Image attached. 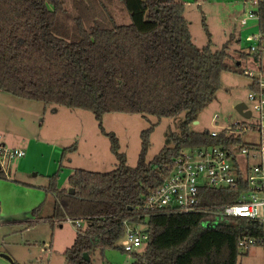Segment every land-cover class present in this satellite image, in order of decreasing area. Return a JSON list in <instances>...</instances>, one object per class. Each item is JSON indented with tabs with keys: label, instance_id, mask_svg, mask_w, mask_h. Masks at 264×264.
<instances>
[{
	"label": "trees",
	"instance_id": "obj_1",
	"mask_svg": "<svg viewBox=\"0 0 264 264\" xmlns=\"http://www.w3.org/2000/svg\"><path fill=\"white\" fill-rule=\"evenodd\" d=\"M118 1L129 16L128 24H117L103 3H94L100 17L89 23L68 15L63 0H0V90L26 100L90 111L117 160L109 172L73 170L66 189L57 187L58 173L47 177L43 189L54 198L47 219L51 228L66 218L89 219L85 230L76 231L72 245L63 252L65 264H92L90 255L108 249L124 252L116 242L127 224L145 225L148 237L140 252L129 253L131 264H237L242 254L239 241L262 237L256 221L216 215L236 201L239 189H200L198 208L192 213L143 209L182 150L257 145L244 142L240 132L212 137L207 129L190 128L197 114L215 99L221 74L244 72L240 64L228 62L231 36L220 50L213 51L202 17L208 42L198 49L182 1ZM257 13L258 31L264 36V0H257ZM240 56L261 60L259 54L245 51ZM248 87L256 89L253 80ZM106 113L158 120L183 113L184 119L178 133L169 136L170 145L149 162L145 153L152 126L143 131L137 164L129 167L116 135L102 126ZM238 125L255 128L245 120ZM75 150L74 143L62 154ZM0 179H8L3 170ZM38 208L32 213L36 215Z\"/></svg>",
	"mask_w": 264,
	"mask_h": 264
},
{
	"label": "rangeland",
	"instance_id": "obj_2",
	"mask_svg": "<svg viewBox=\"0 0 264 264\" xmlns=\"http://www.w3.org/2000/svg\"><path fill=\"white\" fill-rule=\"evenodd\" d=\"M71 17H81L85 21L99 19L94 3H103L117 24H128L129 16L118 0H63ZM256 0H187L184 16L188 22L194 45L201 49L208 42L203 29L202 17L210 33L211 48L220 50L229 40V63L240 64L243 73L223 72L220 88L213 102L206 105L191 124V130L219 132L235 121L243 118L235 110L238 102L245 103L251 111L248 123L256 124L258 117L248 99V84L251 72L257 76L260 67L264 70V59L254 60L251 56L241 57L246 51L245 38L257 33V22L249 20L246 25L239 23L249 10L256 9ZM82 24L87 27L88 23ZM239 39V42L236 40ZM264 72V71H263ZM264 74V73H263ZM216 117V119H214ZM184 119L181 113L174 118L154 116L146 118L139 114L106 113L101 123L105 131L116 135L120 152L125 155V163L135 167L141 151V133L152 126L145 160L153 157L168 143L171 133H178V125ZM0 134L6 146L24 151L25 155L14 159L2 167L8 180L21 188L31 191L30 195L0 188V259L8 256L12 262L6 264H65L63 252L69 248L75 237V226L69 222L55 224L52 229L47 222L52 215L54 198L46 194L44 187L48 176L58 173L57 187L68 188V176L75 169L93 172H109L116 168L117 160L110 151L109 139L100 133L98 122L90 111L68 109L60 105L44 104L15 97L0 90ZM241 138L247 143H264L255 129H244ZM76 144V150L63 153V149ZM0 179V183H5ZM29 184V188L19 183ZM42 187V188H41ZM47 197H46V196ZM41 200L38 203V199ZM45 198V200H44ZM43 200V202H42ZM36 205L27 209L29 204ZM39 206L35 214L33 209ZM17 209V210H16ZM32 223L33 221H36ZM9 222L7 224L2 221ZM20 223H12L13 221ZM143 229V227H140ZM122 239L116 242L120 247ZM141 250H137L140 252ZM237 264H264V245H254L241 249ZM92 264H131L129 253L119 249H108L103 253L90 255Z\"/></svg>",
	"mask_w": 264,
	"mask_h": 264
},
{
	"label": "built area",
	"instance_id": "obj_3",
	"mask_svg": "<svg viewBox=\"0 0 264 264\" xmlns=\"http://www.w3.org/2000/svg\"><path fill=\"white\" fill-rule=\"evenodd\" d=\"M255 3V10L243 14L239 21L241 25H246L249 20L258 22L257 0ZM245 42L247 44L245 52L251 55L259 54L260 58L264 59V36L259 31L248 34ZM249 75L256 89L249 90L247 97L258 117V122L252 125L262 136L264 134V74L259 71L257 76L251 72ZM243 120L247 121V119ZM238 124L239 121H235L219 132L210 131V135L217 137L222 132L229 135L241 133L244 129L250 130L248 125L239 127ZM24 155V151L7 147L2 143L0 134V170L5 164ZM243 187L244 190H241ZM202 188L239 189L240 193L236 201L223 206L216 215L245 217L256 221L262 227L261 238L249 237L239 241L241 249H249L257 243L264 244V143L234 150H227L220 145L182 150L174 158L167 179L147 197L143 209L195 212L198 208L199 191ZM88 221L87 218L65 219V222L72 223L79 233L85 230ZM147 238L145 225L127 224L120 247L126 253L137 252L146 243Z\"/></svg>",
	"mask_w": 264,
	"mask_h": 264
},
{
	"label": "crops",
	"instance_id": "obj_4",
	"mask_svg": "<svg viewBox=\"0 0 264 264\" xmlns=\"http://www.w3.org/2000/svg\"><path fill=\"white\" fill-rule=\"evenodd\" d=\"M180 1H182L183 3H184V7H185V1H187V0H180ZM207 1V0H206ZM185 14V13H184ZM232 37V36H231ZM237 42H239V39H237L236 40ZM260 71L262 72V73H264L263 71V68H261L260 67ZM251 80H253L252 78H251ZM250 83H251V81H250ZM249 83V84H250ZM249 84H248V86H249ZM248 91H249V87H248ZM238 103H240V102H238ZM237 103V104H238ZM236 104V105H237ZM235 105V106H236ZM2 143H4L5 145H6V143H5V140L3 139V137H2ZM255 144H257V143H255ZM8 179H10V178H8ZM8 179H6L5 181H2V182H5V183H0V188L2 189V188H4L5 190H9V191H17V192H22L23 194H26V195H30L31 194V191L29 190V189H25V188H21V187H19V185L17 184V183H14V182H12V181H10V180H8ZM20 185H24V186H26V187H29V188H35V186H33V185H29V184H23V183H19ZM42 188V187H41ZM46 196V195H45ZM47 197V196H46ZM41 200V198L40 199H38V203H39V201ZM44 200H45V198H44ZM42 202H43V200H42ZM37 204V201H35V202H33V204H29V206H28V210H29V208H31L32 206L31 205H36ZM0 206H1V208L3 207V200L0 198ZM17 210V209H16ZM36 216V215H35ZM22 221V220H21ZM21 221H13L12 223H20ZM36 223L37 221H33L32 223ZM2 223H5V224H7V223H9V222H5L4 220L2 221ZM75 232H76V230H75ZM2 258L0 259V264H6L4 261L5 260H7V259H5L3 256H1ZM5 259V260H4Z\"/></svg>",
	"mask_w": 264,
	"mask_h": 264
},
{
	"label": "water",
	"instance_id": "obj_5",
	"mask_svg": "<svg viewBox=\"0 0 264 264\" xmlns=\"http://www.w3.org/2000/svg\"><path fill=\"white\" fill-rule=\"evenodd\" d=\"M239 65V64H237ZM235 110L237 111V113L243 118V119H248L251 116V111L248 109L247 105L245 103H238L235 106ZM70 193H73V191L71 190ZM5 259H7L8 261L12 262V260L8 257V256H3ZM84 259L86 261H89V257L87 254H84Z\"/></svg>",
	"mask_w": 264,
	"mask_h": 264
}]
</instances>
